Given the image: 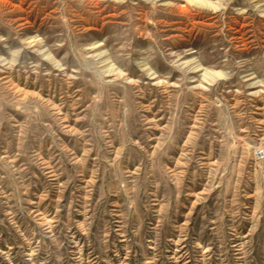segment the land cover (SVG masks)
<instances>
[{"label": "rangeland", "instance_id": "1", "mask_svg": "<svg viewBox=\"0 0 264 264\" xmlns=\"http://www.w3.org/2000/svg\"><path fill=\"white\" fill-rule=\"evenodd\" d=\"M0 264H264V0H0Z\"/></svg>", "mask_w": 264, "mask_h": 264}]
</instances>
